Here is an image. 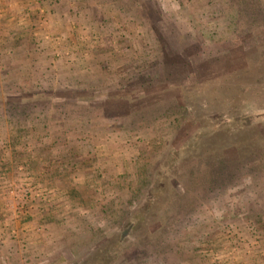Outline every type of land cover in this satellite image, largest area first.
I'll use <instances>...</instances> for the list:
<instances>
[{"label":"rangeland","instance_id":"obj_1","mask_svg":"<svg viewBox=\"0 0 264 264\" xmlns=\"http://www.w3.org/2000/svg\"><path fill=\"white\" fill-rule=\"evenodd\" d=\"M258 51L264 0H0V264L91 262L156 180L181 204L165 226L141 223L112 264H264V148L239 161L227 147L202 178L192 156L166 154L199 120L216 132L203 101L190 102L196 123L143 112L183 106L184 81L234 74ZM241 93L224 96L244 107ZM249 95L232 114L264 146V79Z\"/></svg>","mask_w":264,"mask_h":264},{"label":"trees","instance_id":"obj_2","mask_svg":"<svg viewBox=\"0 0 264 264\" xmlns=\"http://www.w3.org/2000/svg\"><path fill=\"white\" fill-rule=\"evenodd\" d=\"M232 20H235V18ZM189 76L191 79L192 76ZM261 79H264V53L262 54L260 51H258L257 55L253 59L248 60L246 69L236 71L234 74L225 75L205 83H197L194 78L189 81L188 85L187 82L184 81L183 86H180L184 103H186L183 106L177 104L176 99L172 98L167 102H156V104H153L149 109L146 110V113L143 111L144 115L147 113L150 114L152 121L161 116H166L169 119L175 118L178 121V124L183 123V121L187 119L193 123H196L198 119H196L195 112L191 111L189 107L191 101L198 99L203 101L205 104L204 108L207 110L206 112L213 117L212 120L215 126L218 128L216 132L213 134H207L205 128L202 127L201 124L203 121L199 120L198 122L200 127L194 134V138H190L182 148L173 150L172 153L168 152L166 154L169 158V164H174L175 161H179L180 164L181 160L178 159L181 157L179 153L182 152L184 156H192V161H194L197 166L202 167L203 172L198 171L199 168H197L196 171H198V173L202 172V175H200L203 176L202 178H205L208 174V169L212 170L213 172L222 169L221 166L224 165V163L218 161V158L222 156L223 150H225L227 147H234L237 150L240 157L239 161H242L245 157H247V155L250 157L253 156V154H255V150L259 147L263 149L264 146L261 142L262 138L257 133V130L253 126L254 124H249L256 122H252L246 117H240L241 115L237 116L232 114L235 112L238 113L237 111H242V109H245V107L250 108L251 105H248L253 100H251L252 97L250 98L249 94L256 91ZM243 82L245 83L244 86L242 85ZM172 89H174V86ZM230 89H236L237 92L241 91L242 93L240 94V97H247L249 99L248 103L245 104L244 107H237L235 106L236 103H228L232 97L229 99L228 97L224 96V93ZM80 99L86 102L92 101L95 99V95L82 96ZM232 101L234 100L232 99L231 102ZM221 103L224 104V107L230 108L225 109ZM252 103H254V101ZM209 107H214L216 110L223 107L226 114H222L221 110L215 111L214 109H211L208 111ZM260 120L264 121V119ZM220 126H224V129L219 130ZM225 128H228L231 131H225ZM224 168L226 169V167ZM189 174L198 182L200 175H197V172H189ZM148 183L150 189L148 190L146 188L148 190L147 196L149 198L146 202V206H141L136 210L128 209L126 213L128 214L125 223L126 226L121 228L122 231L120 232V235L117 237L113 235H111L109 238L105 237L103 239L104 242L101 248H93L94 252L91 255L92 258L89 260L91 262L84 264H112L111 262L117 259L118 252L116 250L118 247H122L124 243L123 240L127 236H133V234L137 232V229L142 225L141 223L147 220L149 223L157 222L160 226H165L166 221L172 218H167L168 213L170 212V209L174 210L175 206L181 204L179 202L180 200L175 198V195L172 194V192L170 193L169 190H164L162 187L163 184L158 180ZM184 188L185 193H187L189 188ZM181 201H183V198ZM152 207L156 210L154 214H152ZM179 209L181 212L183 210V206L181 205V208ZM145 235L142 237L137 235V237L142 241L141 245H143L144 241L149 242L152 240L153 235L150 234V231L147 230Z\"/></svg>","mask_w":264,"mask_h":264},{"label":"crops","instance_id":"obj_3","mask_svg":"<svg viewBox=\"0 0 264 264\" xmlns=\"http://www.w3.org/2000/svg\"><path fill=\"white\" fill-rule=\"evenodd\" d=\"M18 12H20V11H18Z\"/></svg>","mask_w":264,"mask_h":264}]
</instances>
